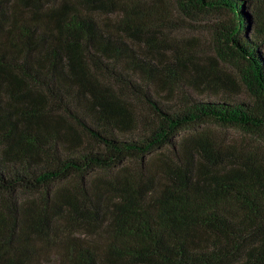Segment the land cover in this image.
<instances>
[{
  "label": "trees",
  "instance_id": "trees-1",
  "mask_svg": "<svg viewBox=\"0 0 264 264\" xmlns=\"http://www.w3.org/2000/svg\"><path fill=\"white\" fill-rule=\"evenodd\" d=\"M173 4L203 64L167 7L0 0V264H264V153L198 129L264 144V0Z\"/></svg>",
  "mask_w": 264,
  "mask_h": 264
},
{
  "label": "rangeland",
  "instance_id": "rangeland-1",
  "mask_svg": "<svg viewBox=\"0 0 264 264\" xmlns=\"http://www.w3.org/2000/svg\"><path fill=\"white\" fill-rule=\"evenodd\" d=\"M140 1L147 6L167 7L171 12V18L179 19L172 20L171 24L157 31L155 40L158 43H164L167 46H174L181 50H193L200 58L198 62L203 64L204 58L211 54L212 43L210 26L217 22L219 15L208 14L199 15L196 18H184L174 11V0H130ZM210 93L201 95L196 94V98L205 100H215ZM243 99H246L243 98ZM199 131L215 145H218L222 150H236L249 153L254 150L255 152L264 153V144L257 141L259 139L253 135H247L240 129L225 127L218 124L205 123L201 125ZM260 144V145H259Z\"/></svg>",
  "mask_w": 264,
  "mask_h": 264
}]
</instances>
